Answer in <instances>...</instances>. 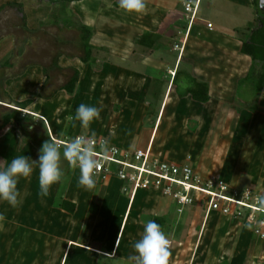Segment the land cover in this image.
I'll list each match as a JSON object with an SVG mask.
<instances>
[{
    "label": "crops",
    "instance_id": "crops-1",
    "mask_svg": "<svg viewBox=\"0 0 264 264\" xmlns=\"http://www.w3.org/2000/svg\"><path fill=\"white\" fill-rule=\"evenodd\" d=\"M22 1L28 0H0V120L2 123L5 114L17 110L20 112L19 116L30 117L32 122L26 126L30 136L26 131V136H19L20 129L15 125L6 129L0 136V158L8 159L12 152L37 160L39 151L32 146L30 139L34 137V130L41 134L40 122H43L49 136L57 139L77 135L104 137L124 150L145 149L148 146L151 149L165 109L171 108V105L176 108L188 104L203 109L217 100L223 101L232 95L236 96L251 65L249 57L240 53V46L247 37L243 30L255 18L254 0H202L198 19L189 29L182 8L184 0H145L146 10L143 13L121 9L118 0L71 2L65 7V12L77 14L81 24L91 29L90 45L97 52L92 53L93 61L83 63L80 60L83 52L77 37L79 54L52 58L49 69L39 62L41 58L34 60V36H30L27 30L34 27L38 32V24L44 22L50 12H58V24H62L60 20L64 18L58 10L60 6H51L46 0H35V5L30 2L34 23L28 24L26 21L27 30H23L20 22L23 17L18 13L19 9L12 6ZM215 3L222 4V10H228L230 20L237 22L234 18L239 19L238 24L211 21L208 10ZM243 10H246L245 13ZM206 23L212 24V30L206 28ZM6 24H21V31L17 30V26ZM33 33L31 34L34 35ZM144 33L157 36L153 42L154 49L138 45L137 41ZM73 70H77L80 76L75 94L69 96L60 89L69 81ZM176 74L177 85L181 90L187 86L188 77L206 83L210 101L202 105L192 101L190 97L178 98L172 85ZM40 94L45 100L37 98ZM147 94L154 96L151 100H156L159 104L155 105L156 108L158 106V111L154 118L149 113L151 104L145 99ZM213 94L216 98H212ZM51 95V99L46 100ZM28 100L34 102L25 110L14 105ZM81 103L101 109L99 119L93 121L98 124L97 131L92 132L91 125L83 126L75 119L76 109ZM255 107L254 112L249 111L247 106V111L242 108L236 114L238 122L234 131L239 136L243 137L245 130L250 131L247 136L257 133L258 119L264 114V88ZM211 117L196 115L195 119L201 121V126ZM146 121L149 124L148 129L141 128ZM123 124L126 125L122 126ZM140 125L141 129L137 127ZM239 126L247 128L241 129ZM137 129L144 136L141 142L134 145ZM147 137L149 138L146 141ZM22 141L26 143H21ZM157 157L165 161L166 156L163 154V158ZM167 161L175 164L184 162L170 159ZM7 163V160L0 161V167ZM79 175L80 170L75 166L70 173L65 174L66 182L53 185L47 196L36 194L37 191L40 193L37 166H34L32 175L27 178V186L33 190V194L26 196L34 197V216L39 209L42 220L59 223V229L49 228H54L55 232L60 230L63 235L66 241L63 244V255L69 248L78 245L88 255L85 264H98L97 259L116 258L121 259L124 264H130L128 257L134 254L132 245L142 236L144 224L158 217L164 219L162 229L169 240L174 235L168 264H183L188 261H183L187 251L174 247L181 242L177 239L178 235L186 228L187 236L196 235L195 241L199 234L197 249L206 253V257L199 264H264V240L258 237L257 240L241 221L222 219V216L215 213L205 219L203 211L195 206L191 209L202 212L201 221L188 217L171 229L166 216L157 211V191L146 190L150 192L147 195L140 193L145 190H138L132 195L130 188L113 182V178L105 182L96 181L94 188L87 189L78 183ZM58 192L63 200L75 205L72 215L53 207ZM153 193L157 196L152 195ZM24 195L25 193L20 194V205L26 201L27 197ZM91 204L95 205L94 213L89 211ZM20 215L23 221V214ZM34 216L32 215V220L38 222L34 220ZM209 217L213 220L207 228L205 222ZM196 227L199 231L195 230ZM76 229L78 230L75 231ZM77 239L83 243H78ZM88 242L94 247H90ZM214 243L217 246H213ZM189 244L192 246L193 241Z\"/></svg>",
    "mask_w": 264,
    "mask_h": 264
},
{
    "label": "rangeland",
    "instance_id": "rangeland-1",
    "mask_svg": "<svg viewBox=\"0 0 264 264\" xmlns=\"http://www.w3.org/2000/svg\"><path fill=\"white\" fill-rule=\"evenodd\" d=\"M30 2H32V4L34 2L35 5V0L22 1L19 4H15L18 5L17 9H19L18 13L20 16L24 17V20L20 21L22 24H26V21L28 24L34 23V16L31 15L30 11V7L32 6V4L29 5ZM214 5L215 6L212 8L210 7L208 10L211 21H218L223 24H238L237 22L240 20L235 16L234 19H236L237 22H235V20H230V16L227 15L228 10H222V4L215 3ZM91 6L93 5L91 4ZM245 11L246 10H243L242 12L245 13ZM67 13L69 12L64 11L62 15L64 19L69 21L67 23L71 24L73 22L75 24H81L77 14H74L73 12H70L69 14ZM19 14H17L18 17H20ZM52 15L53 12H50L43 24L54 23L55 20L52 18ZM55 16L57 15L55 14ZM246 17H248V15H246ZM8 25L17 26V30L21 31V24ZM8 25L6 24V26ZM29 28L30 36H34V60L41 58L39 62L43 63L48 69L51 65L52 58H62V56L79 54L77 50L78 32L76 29L67 30L58 26L43 27L40 26V24H38V29L40 28L38 32L35 31L37 29L34 30V27ZM55 63H57V60ZM243 80L244 81L241 82L244 83H241L242 86L238 88L236 96L234 95L233 97L232 95V97H227L223 101L217 100V102H212L207 108H194L188 104L185 107L177 106L176 108H172L173 106L171 105V108L169 107L167 110L165 109L162 122H160V126L158 123L159 128L151 146L152 156L162 157L164 154L166 156L165 161L170 159L178 162L182 160L185 161L189 158L190 163H193V165H190L200 174H213L214 176L227 179L236 187H246L264 194V114L258 119V130L255 135L247 136L250 134V131L248 132L245 130L244 136L242 137L239 136L238 132L234 131L236 123L238 122L236 114H239V111L241 112L242 108H244V111H247L246 107L248 106L249 108L250 106H253L254 103L252 100H256L254 92V76H252L251 73L249 78L246 79L245 77ZM242 97L246 98L243 99ZM37 98L45 100L43 96L39 97L38 95ZM152 98H154V96L147 94L145 99L146 101L149 100L151 104L149 113H152L154 118L157 115L158 106L156 108L155 105H157L158 102L156 100H151ZM212 98H216L215 94L212 95ZM49 99L51 98L46 100ZM33 102L34 100H32V103ZM1 111L0 117L2 115ZM195 112H198L199 114H195ZM196 115H209L212 117L211 119H208V122H206V120V123L200 126L201 121H196ZM90 125L92 126V132L98 130L97 123L91 122ZM125 125L126 124H123L122 126ZM137 127L140 128L141 125ZM147 127H149V124L146 121L141 128L148 129ZM239 127L241 129L247 128V126ZM140 129H137L134 135L136 136L133 142L134 145L143 140L144 133ZM21 137H23L22 134ZM148 138L149 137L146 138V141ZM24 142L26 143V141H22V143ZM17 156L20 155L10 152L8 159L0 158V161L4 162L7 160V162L10 163L11 159ZM171 157L173 159H171ZM62 168L64 169L63 166ZM236 180L238 181L236 182ZM27 182V178L19 179L18 182L20 194L25 193L24 197L33 194V190L29 189ZM65 182L66 181H63V184ZM113 182L120 183L121 185L130 188L125 182L116 179H113ZM140 193L149 195L150 192L140 191ZM36 194L40 195L38 191ZM59 194L60 192H58V195L56 194V198L60 196ZM152 195L157 196L155 193ZM158 196L157 211H161L160 213L166 216V219L170 222L171 229L176 227L177 224L183 223L188 217L193 220H202L203 214L200 210L186 208L183 211V214L179 215L176 212L175 202L170 197H163L159 194ZM15 211L18 214L14 213ZM34 211V197H27L26 201L24 200L23 204L18 205L17 207H12L6 201L0 200V213L5 216V220L0 222V264H85V261H88L87 253L79 248L78 245H74L71 249L69 248L63 255V244L66 242L63 235L60 233V230L59 232H57V230L55 232L54 228H49L55 227L56 229H59L57 227L59 223L52 220H42L43 217L39 215L41 214V211L37 209L38 213H36V216H34ZM20 213L23 214V221ZM32 215L36 218L34 220H38V222L32 220ZM223 218L227 219L225 217H222V219ZM212 220V217H209L208 221L205 222L207 228L210 226ZM128 224H130V222L127 223V226ZM205 224L203 228L205 227ZM187 226H189V224H187ZM113 227H115V224ZM117 227L115 229H117ZM129 228L130 227L128 226V230ZM115 229H113V231ZM186 229L181 230L177 238L180 239L181 242L176 243L174 247H178L179 250L183 249V251L186 250L188 252L185 251L187 254L185 253V256L183 257V261H188L185 263L181 260L183 264H188L189 262L192 264H199L200 261L202 263L204 257H206V253L197 249V241L200 239L199 234L197 241H195L196 235L192 237H189V235L187 236L185 233ZM199 229L196 227L195 230L199 231ZM77 230L78 229L75 231ZM122 230H124V225ZM125 232H127V229ZM173 238L174 235L170 237V240L172 241ZM256 238H254V240H256ZM191 240L193 241L192 246L189 244ZM257 240L259 239L257 238ZM76 241L78 243H83L78 239ZM214 241H216L215 238ZM88 243L90 247H94L91 242ZM86 244L87 243H85V245ZM213 246H217V244L214 243ZM96 261L98 264H124L119 258L112 260L97 259Z\"/></svg>",
    "mask_w": 264,
    "mask_h": 264
},
{
    "label": "built area",
    "instance_id": "built-area-1",
    "mask_svg": "<svg viewBox=\"0 0 264 264\" xmlns=\"http://www.w3.org/2000/svg\"><path fill=\"white\" fill-rule=\"evenodd\" d=\"M201 1L184 0L182 3L188 29L198 19ZM205 26L212 30V24L206 23ZM49 137L59 148L73 138L86 137L94 146L106 139L85 135L62 139ZM95 158L98 161L95 179L99 182L112 178L125 182L132 195L138 190L157 191L159 195L170 197L175 202L179 215L186 208L198 206L205 219L215 213L229 221H241L254 236L264 240V207L257 201L262 193L249 188H237L218 176L200 174L191 166L189 158L181 164L161 160L152 156L149 146L145 149L124 150L108 141V151H96Z\"/></svg>",
    "mask_w": 264,
    "mask_h": 264
},
{
    "label": "clouds",
    "instance_id": "clouds-1",
    "mask_svg": "<svg viewBox=\"0 0 264 264\" xmlns=\"http://www.w3.org/2000/svg\"><path fill=\"white\" fill-rule=\"evenodd\" d=\"M118 6L127 12L143 13L146 10L145 0H118ZM101 109L81 103L75 112V119L81 125L88 126L100 117ZM108 151V141L101 140L93 145L86 137L71 139L61 150L56 143L45 141L38 154L37 160L20 155L11 159L6 166L0 167V200L6 201L10 206L20 205V191L17 188L20 178H28L34 171V166L39 169V191L41 196H47L53 185L60 184L65 179L62 168L63 162H70L80 170L78 183L91 189L95 187V169L98 161L96 151ZM246 188V187H245ZM260 206L264 207V195L257 197ZM5 216L0 213V222ZM134 254L128 257L130 264H168L170 240L162 226L154 220H148L143 226L142 236L132 245Z\"/></svg>",
    "mask_w": 264,
    "mask_h": 264
},
{
    "label": "trees",
    "instance_id": "trees-1",
    "mask_svg": "<svg viewBox=\"0 0 264 264\" xmlns=\"http://www.w3.org/2000/svg\"><path fill=\"white\" fill-rule=\"evenodd\" d=\"M259 0H254V21L251 25L247 26L245 30H243L247 37L244 41L241 42L240 46V53L242 55H245L249 57L251 65L250 68L246 74V79L249 78L250 74L252 73V76H254V92H255V98L256 100H252L254 103L253 106H250L247 108L249 111L254 112L256 110V104L258 103L257 99L259 98V95L261 94L263 88H264V7L263 9H259L258 5ZM48 3L51 6H60L58 10L60 11V14L63 15L65 11V7L69 2H59V3H52L48 1ZM17 7L18 5H13ZM200 10V9H199ZM55 14L57 16H55ZM199 15V12H198ZM58 12H53L52 18L55 20V24H43L44 22L40 23V26H50V25H55V26H61L65 29H76L78 32V37H79V43L83 52V56L80 58V60L83 63H88L93 61L92 60V53L97 52L96 49L93 48V46L90 45V38L92 35V31L90 28L82 25V24H75V23H67L66 19H61L60 23L58 24L59 21L57 17H59ZM24 18V17H23ZM22 18V20H24ZM61 18V17H60ZM23 30L26 29V25L23 24ZM29 31V30H27ZM157 39V36L144 33L139 40L137 41L138 45L147 47L148 49H154L155 46L153 45L154 40ZM57 59V58H56ZM56 61V60H55ZM45 74V72H44ZM79 72L77 70H73V75L69 79V81L60 89L64 90L66 94L69 96H73L76 91V87L79 81ZM244 77V78H245ZM188 83L185 89L181 90L178 85H177V74L173 78L172 85L175 89L176 95L178 98H185V97H190L192 101L205 105L210 101V96H209V90H208V85L204 82L197 81L195 79L187 78ZM244 81V80H242ZM41 97V94L39 95ZM52 97L49 96L48 98ZM47 98V99H48ZM149 101V100H148ZM257 101V103H256ZM150 103V102H149ZM31 104V101H24L20 103H14L15 107L20 109V110H25L29 105ZM19 113L17 110H11V112L5 114L2 117V123L0 125V136L6 131V129L11 126L15 125L18 127L20 130L18 131V135L21 136L26 134L30 136V134L27 133L26 131V126L31 125V119L30 117H21L19 116ZM35 124V123H34ZM40 128L42 129L41 134H37L36 130H34V137L30 139V142L32 146H34L35 149L38 151L40 150L42 144L50 140L49 134L47 133V130L43 124V122L39 123ZM26 131V134H25ZM22 143V142H21ZM64 147H61L60 149L63 150ZM62 166L64 167V172L65 174H68L71 172V170L76 166L70 162H63L62 161ZM99 182V181H98ZM239 188V187H237ZM54 206L57 208H60L64 212L72 215L75 211V205L73 203H70L68 201H65L62 199L61 196L55 199ZM95 207L94 204L90 205V213H94L93 208ZM152 220L160 224L161 226L164 225V219L163 218H158L154 217Z\"/></svg>",
    "mask_w": 264,
    "mask_h": 264
},
{
    "label": "water",
    "instance_id": "water-1",
    "mask_svg": "<svg viewBox=\"0 0 264 264\" xmlns=\"http://www.w3.org/2000/svg\"><path fill=\"white\" fill-rule=\"evenodd\" d=\"M46 1H50L52 3H59V2H69V3H71V2L79 1V0H46ZM258 5H259L260 9H263L264 0H259Z\"/></svg>",
    "mask_w": 264,
    "mask_h": 264
}]
</instances>
